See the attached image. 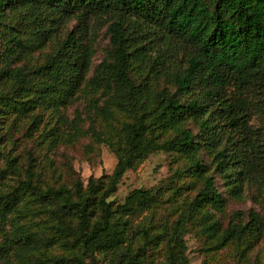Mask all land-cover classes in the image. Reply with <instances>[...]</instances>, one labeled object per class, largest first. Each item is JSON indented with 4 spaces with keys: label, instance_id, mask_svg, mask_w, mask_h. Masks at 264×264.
<instances>
[{
    "label": "rangeland",
    "instance_id": "obj_1",
    "mask_svg": "<svg viewBox=\"0 0 264 264\" xmlns=\"http://www.w3.org/2000/svg\"><path fill=\"white\" fill-rule=\"evenodd\" d=\"M4 1L0 17V197L15 193L16 202L0 220V244H9L8 251L0 252V264H45L53 257L71 255L92 264L110 263L117 254L85 246L77 232H60L58 227L75 225L77 217L66 215L61 219L50 204L38 201L37 191L26 188L23 182H30L41 192L60 186L73 193L81 186L86 192L90 176L110 174L125 155L127 132L138 118L146 125L145 137L153 145L169 142L185 129L192 133L198 152L194 155L178 149L150 148L144 158L124 172L107 198L112 209L136 188L150 190L154 203L144 209L135 206L137 209L129 216L126 249L119 264H179L180 241L184 242L188 264H264V227L253 238L234 237L220 244L221 234L229 224L244 225L251 210L264 218V167L250 169L241 178L230 165L228 173H224L216 167L213 152L204 145L199 120L188 112L176 125L159 119L164 94L175 92L166 67L172 70L180 63L185 66L190 53L169 43L168 55L164 53L163 61L156 66L150 62L154 51L152 57L140 58L129 47L128 72L142 97L140 103L128 102L120 107L113 100L112 85L94 81L95 68L114 58L107 31L110 19L80 23L75 14L62 15L55 9L51 16L52 39L39 41L32 31L30 5L21 0ZM71 31L87 47L77 85L69 90L60 82L42 91L43 80L30 78ZM10 34L15 41H8ZM197 92L195 89L190 96L175 98L184 105ZM261 119L254 115L252 125L264 127ZM230 137L225 133L224 143L217 149L226 146L230 152ZM258 141L263 142V138ZM243 153L253 161L251 150ZM194 159L199 167L194 165ZM207 178L212 179L219 202L196 200ZM117 217L113 212L109 225ZM25 236L38 245L26 243Z\"/></svg>",
    "mask_w": 264,
    "mask_h": 264
},
{
    "label": "trees",
    "instance_id": "obj_2",
    "mask_svg": "<svg viewBox=\"0 0 264 264\" xmlns=\"http://www.w3.org/2000/svg\"><path fill=\"white\" fill-rule=\"evenodd\" d=\"M21 1L30 5L34 23L32 31L39 41L51 37V16L55 9L62 15L75 14L80 23L88 19L111 20L107 31L114 58L110 62H101L95 68L94 81L104 80L107 85L111 84L113 100L120 107L128 102L130 105L140 103L142 97L140 87L134 84L128 72L131 58L129 47H133L136 57L140 58L152 57L151 52L154 51L150 62L156 66L163 61L164 53L168 55L169 43L190 53L185 66L180 63L172 70L166 67V72L173 79L175 92L164 94L165 103L159 119L176 125L183 119L184 112H188L195 120H199L198 125L204 133V145L209 152H213L216 167L224 173H228V168H236L241 178L250 169L257 171L264 167V127L252 125L254 115L261 117V122H264V0ZM5 2L0 0V17L3 16ZM12 36L9 35L8 41L16 40ZM81 40L74 32H69L30 79L35 80L37 77L43 80L42 91L60 82L69 90L76 87L81 75L80 68L84 66L87 56V47ZM195 89H198L196 97L187 104H180L175 98L190 96ZM145 129L141 118L130 125L125 155L118 159L110 174L99 178L90 176L86 192L81 186H77L74 193L66 186L41 192L30 182H23L26 188L37 191L38 201L50 204L61 219L66 215L77 217L75 225L66 223L58 227L60 232H77L85 246L99 252L117 254L111 257L109 264L122 261L130 225L129 216L137 209L135 206L144 209L154 203L150 190L136 188L112 209L107 198L115 191L124 172L136 160L144 158L150 148L178 149L194 155L198 152L189 130L182 129L173 140L153 145L146 139ZM225 133L232 139L230 152L226 146L217 149L219 144L224 143ZM260 138H263V142L258 141ZM243 150L253 152L252 162L244 156ZM193 163L199 167L197 159ZM219 199V195L213 191L212 179L207 178L196 200L200 203L205 200L216 203ZM15 202V193L0 197V220L6 217ZM113 212L118 217L114 224L109 225ZM263 227L264 218L251 210L249 220L244 225L229 224L221 234L220 244L234 237L253 238ZM24 240L29 245H38L30 236H25ZM178 247L179 264H188L184 255V242L180 241ZM8 249L9 244L6 242L0 244V252ZM45 264L92 263L71 255L53 257Z\"/></svg>",
    "mask_w": 264,
    "mask_h": 264
}]
</instances>
